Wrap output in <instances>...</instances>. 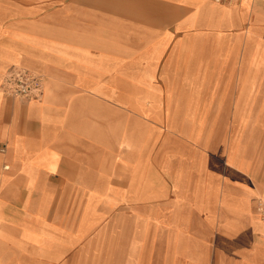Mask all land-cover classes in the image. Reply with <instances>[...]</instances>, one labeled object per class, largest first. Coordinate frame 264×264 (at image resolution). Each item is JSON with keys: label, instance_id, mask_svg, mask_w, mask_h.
<instances>
[{"label": "crops", "instance_id": "obj_1", "mask_svg": "<svg viewBox=\"0 0 264 264\" xmlns=\"http://www.w3.org/2000/svg\"><path fill=\"white\" fill-rule=\"evenodd\" d=\"M0 264H264V0H0Z\"/></svg>", "mask_w": 264, "mask_h": 264}, {"label": "built area", "instance_id": "obj_2", "mask_svg": "<svg viewBox=\"0 0 264 264\" xmlns=\"http://www.w3.org/2000/svg\"><path fill=\"white\" fill-rule=\"evenodd\" d=\"M216 3H237L241 0H213ZM0 90L9 97H18L28 101H40L45 93V78L43 75L22 67L9 69L1 83ZM257 213L264 221V202L258 201Z\"/></svg>", "mask_w": 264, "mask_h": 264}, {"label": "rangeland", "instance_id": "obj_3", "mask_svg": "<svg viewBox=\"0 0 264 264\" xmlns=\"http://www.w3.org/2000/svg\"><path fill=\"white\" fill-rule=\"evenodd\" d=\"M260 201V199H258ZM261 219V218H260ZM264 222V221H263Z\"/></svg>", "mask_w": 264, "mask_h": 264}]
</instances>
